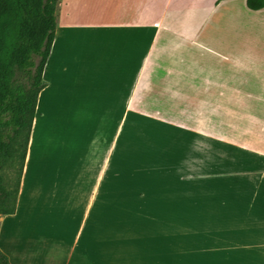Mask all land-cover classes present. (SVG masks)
Segmentation results:
<instances>
[{"label": "crops", "instance_id": "obj_1", "mask_svg": "<svg viewBox=\"0 0 264 264\" xmlns=\"http://www.w3.org/2000/svg\"><path fill=\"white\" fill-rule=\"evenodd\" d=\"M262 10L241 0H62L16 212L0 216L11 264H264V21L251 17ZM60 74L72 81L58 99L76 93L93 126L77 160L63 139L57 158L35 154L43 97ZM108 110L184 112L155 121L202 127L249 158L247 169L224 174L217 162L183 183L109 184Z\"/></svg>", "mask_w": 264, "mask_h": 264}, {"label": "rangeland", "instance_id": "obj_2", "mask_svg": "<svg viewBox=\"0 0 264 264\" xmlns=\"http://www.w3.org/2000/svg\"><path fill=\"white\" fill-rule=\"evenodd\" d=\"M241 1L246 4L245 0ZM251 12L255 11L251 10ZM251 17L264 21V10ZM241 41L244 39L241 38ZM256 45L259 53L261 48H264V34L258 37ZM246 70L248 69L242 67V71ZM262 71L264 72V69ZM67 76L60 74V82L58 76L53 77L52 88L43 97L42 109L47 114L43 125L47 129L44 128L42 131L41 124L38 125L37 138H35L36 155L49 154V157L57 158L58 151L64 152L58 143L59 139H63L69 156L67 159H75L76 152L83 145L81 139L89 136L93 129L89 124L87 110L83 111L80 107L81 102H77L76 93L73 94L68 90L65 92V98L62 95L59 99L57 97V87L62 86L65 89L71 87L67 84L72 81L71 77L67 78ZM244 76L250 78L249 74ZM103 113L97 112V114ZM184 115V112L169 114V112L108 110V183L152 184L170 183L174 180L183 183L180 177L198 173L202 165L209 166L208 172H213L217 162L224 168V174L239 173L240 170L247 169L244 164L250 161L249 158L239 155L228 142L202 136L200 132L202 127L162 125L155 121L161 118L168 120L184 118ZM49 137H53L54 141L47 143L46 139ZM53 162L57 166V159ZM235 162L241 164V167H233ZM159 164L162 165L161 168L172 170L176 168L177 171H167L172 173L168 176L157 174L153 168H159L157 166Z\"/></svg>", "mask_w": 264, "mask_h": 264}, {"label": "trees", "instance_id": "obj_3", "mask_svg": "<svg viewBox=\"0 0 264 264\" xmlns=\"http://www.w3.org/2000/svg\"><path fill=\"white\" fill-rule=\"evenodd\" d=\"M61 2L0 0V216L16 212ZM246 4L254 11L264 9V0ZM0 261L11 264L1 249Z\"/></svg>", "mask_w": 264, "mask_h": 264}]
</instances>
